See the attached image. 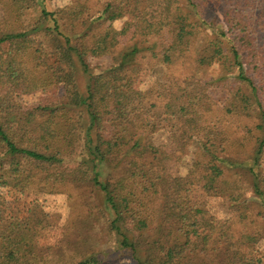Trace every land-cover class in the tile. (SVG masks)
<instances>
[{"label":"trees","instance_id":"1","mask_svg":"<svg viewBox=\"0 0 264 264\" xmlns=\"http://www.w3.org/2000/svg\"><path fill=\"white\" fill-rule=\"evenodd\" d=\"M258 1L75 0L49 11L40 0H0V264H109L101 256L114 251L135 264H264ZM211 6L218 26L204 19ZM129 29L135 44L122 49ZM150 68L161 77L139 88ZM207 68L220 73L203 78ZM195 145L186 171L171 173ZM197 191L226 200L231 216L198 204ZM42 195L67 197V228H98L94 249L83 254L71 229L39 245L44 214L20 210L19 197Z\"/></svg>","mask_w":264,"mask_h":264},{"label":"rangeland","instance_id":"2","mask_svg":"<svg viewBox=\"0 0 264 264\" xmlns=\"http://www.w3.org/2000/svg\"><path fill=\"white\" fill-rule=\"evenodd\" d=\"M41 5L47 8V10L52 11L56 10L61 7H65L73 3L75 0H40ZM93 4H100L107 0H90ZM259 4L264 7V0H259ZM203 15L204 19L206 21L211 22L212 25L218 26L221 22V14L220 11L211 6V8H204L203 9ZM125 21H116L113 23V27L117 30H123ZM133 37V30L129 29L126 33L121 31L120 37H118L120 46L122 49L124 47H127L129 45H132L134 42ZM107 64V61H99L94 62V68L98 69L101 68V66H104ZM146 66L143 65V69H145ZM163 72L162 68H150L146 71H142V73L139 75L137 79V86L139 88H143L144 86L148 85L150 82H152L155 78L161 77V74ZM220 70L218 68H207L202 73L203 78H215L219 75ZM79 84L80 88L83 92L86 90V82L87 79L84 75L79 74ZM21 101L25 103L34 104L38 102V95H24L20 97ZM159 141L161 143H166L165 137L159 136ZM198 152V148L195 146L191 147V154L189 157H187L183 164L178 165L175 163H171L169 166L170 172L174 175H180L183 174L186 171L187 164L193 159L194 154ZM81 160L80 154H76L73 156L66 157L64 159V164L68 167H75ZM111 169L107 170L106 172H110ZM19 209L25 210L27 207L30 208L31 206H37V209L41 210L44 214L43 218V227L41 231V237L39 240V245L41 247H47V246H56L60 241H62V234L64 231H69L71 229L75 232V237L72 239H76L78 236L81 237L80 241L78 243H75L78 245L79 249L83 251V254H87V251L95 248V242L98 240L97 237L99 230L98 228L90 229V226H83L79 227L77 224L73 228L70 225L67 228L68 218H69V211L70 208L68 206V200L66 196L63 195H42L38 197L34 196H23L22 198L19 197ZM9 200H11L9 198ZM194 200L199 204L203 205V207L208 208L212 214L219 218H228L232 214V208L231 205L224 199L220 198H212L207 197L203 195L200 192H196L194 195ZM67 228V229H66ZM82 232V233H81ZM80 234V235H79ZM77 242V240L75 241ZM63 247V246H61ZM73 247H63L65 250H69L74 253ZM61 249V248H60ZM87 249V250H86ZM59 250V249H56ZM93 251V250H92ZM112 251V250H110ZM68 252L64 257L66 260H80L79 255H76L75 257H72V253ZM108 252H105V255ZM264 253V246L259 248L257 251L258 255H262ZM60 257L56 256V261H59ZM102 259H105L106 262L109 264H135L129 255L127 251H114L107 254V257L101 256Z\"/></svg>","mask_w":264,"mask_h":264}]
</instances>
